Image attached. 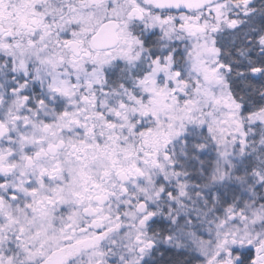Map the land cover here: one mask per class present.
<instances>
[{"label": "snow or ice", "instance_id": "snow-or-ice-1", "mask_svg": "<svg viewBox=\"0 0 264 264\" xmlns=\"http://www.w3.org/2000/svg\"><path fill=\"white\" fill-rule=\"evenodd\" d=\"M0 264H264V0H0Z\"/></svg>", "mask_w": 264, "mask_h": 264}]
</instances>
